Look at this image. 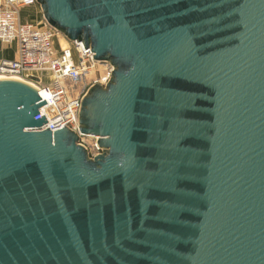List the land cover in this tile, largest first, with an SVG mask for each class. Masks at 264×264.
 I'll return each mask as SVG.
<instances>
[{
  "label": "water",
  "instance_id": "water-1",
  "mask_svg": "<svg viewBox=\"0 0 264 264\" xmlns=\"http://www.w3.org/2000/svg\"><path fill=\"white\" fill-rule=\"evenodd\" d=\"M113 66L68 128L0 79V264H264V0H36Z\"/></svg>",
  "mask_w": 264,
  "mask_h": 264
},
{
  "label": "built area",
  "instance_id": "built-area-1",
  "mask_svg": "<svg viewBox=\"0 0 264 264\" xmlns=\"http://www.w3.org/2000/svg\"><path fill=\"white\" fill-rule=\"evenodd\" d=\"M32 5H38L37 1L0 0V44H16L14 58L0 59V74L33 82L41 101L45 100L34 119L43 115L46 122L29 129L53 132L68 128L76 133L89 157H94L102 152L99 136L80 132L79 111L86 90L94 83L105 85L113 66L95 61L93 51L85 49L82 41L59 36L44 19H23L20 10Z\"/></svg>",
  "mask_w": 264,
  "mask_h": 264
},
{
  "label": "rangeland",
  "instance_id": "rangeland-1",
  "mask_svg": "<svg viewBox=\"0 0 264 264\" xmlns=\"http://www.w3.org/2000/svg\"><path fill=\"white\" fill-rule=\"evenodd\" d=\"M21 17L23 19H28L30 21L38 22L40 19H43L42 13L40 10L39 5H32V6H26L23 7L20 10ZM59 36H61V33H59ZM15 52H16V44L11 43V44H0V59L2 58H14L15 57ZM45 77H47L44 74Z\"/></svg>",
  "mask_w": 264,
  "mask_h": 264
},
{
  "label": "bare ground",
  "instance_id": "bare-ground-1",
  "mask_svg": "<svg viewBox=\"0 0 264 264\" xmlns=\"http://www.w3.org/2000/svg\"><path fill=\"white\" fill-rule=\"evenodd\" d=\"M62 43H63V40L61 41ZM0 79H16V80H20V81H24V82H26V83H28V84H30V85H32L33 87H37L33 82H30V81H26L24 78H22V77H20V76H17V75H2V74H0ZM40 94L42 95V96H44L45 95V93L44 92H40Z\"/></svg>",
  "mask_w": 264,
  "mask_h": 264
}]
</instances>
